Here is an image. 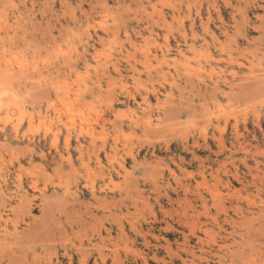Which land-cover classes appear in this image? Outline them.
<instances>
[{"label": "rangeland", "instance_id": "rangeland-1", "mask_svg": "<svg viewBox=\"0 0 264 264\" xmlns=\"http://www.w3.org/2000/svg\"><path fill=\"white\" fill-rule=\"evenodd\" d=\"M174 1L0 0V264H264V0Z\"/></svg>", "mask_w": 264, "mask_h": 264}, {"label": "bare ground", "instance_id": "bare-ground-1", "mask_svg": "<svg viewBox=\"0 0 264 264\" xmlns=\"http://www.w3.org/2000/svg\"><path fill=\"white\" fill-rule=\"evenodd\" d=\"M138 1V3L140 4V5H138V3H137V5L139 6L138 7V10L139 9H141V8H144L145 6L143 5V1L144 0H137ZM145 1H147V2H151V0H145ZM176 1H179V0H175L174 1V3L176 2ZM182 1V0H181ZM180 1V2H181ZM201 1V0H200ZM206 1V0H205ZM208 1H210V0H208ZM227 1V0H226ZM183 2V1H182ZM197 2V1H196ZM213 6L215 5L216 6V4H215V1L213 0ZM198 3V2H197ZM209 3V2H208ZM229 2H227V4H228ZM169 5V4H168ZM198 5H200V4H198ZM171 7H172V9L174 10L173 12H174V14H175V12L177 13L178 11L180 12V10H179V6H178V4L177 3H175V4H171L170 5ZM201 6V5H200ZM214 6V7H215ZM141 7V8H140ZM209 7V6H208ZM208 7H207V9H208ZM105 8V7H104ZM103 7H102V9H104ZM232 8H234V7H232ZM171 9V10H172ZM199 9V8H198ZM197 8H196V15H200V9L198 10ZM210 9V8H209ZM218 8H216V10H217ZM234 9H236V8H234ZM144 10H146V9H144ZM218 10H220V9H218ZM240 11V10H239ZM146 12V11H145ZM166 12V11H165ZM209 12V11H208ZM158 13V12H157ZM233 13V12H232ZM159 14V13H158ZM161 14V13H160ZM165 13H163V14H161L162 15V19L164 18L165 19V15H164ZM210 14V13H209ZM208 14V15H209ZM218 14V13H217ZM137 15V14H136ZM177 15H179V14H177ZM160 16V15H159ZM176 16V15H175ZM177 17V16H176ZM210 17V16H209ZM208 17V18H209ZM222 17V16H221ZM220 17V18H221ZM150 18V17H149ZM232 18H234L233 20L235 21V23H236V20H235V15H232ZM259 18H261V17H259ZM136 19V18H135ZM151 19V18H150ZM154 19V18H153ZM133 20V19H132ZM158 20H160V19H158ZM201 20H202V17H201ZM207 20V19H206ZM135 21V20H134ZM197 21V20H196ZM250 21V20H249ZM249 21H248V18H247V16H245L244 18H243V30L241 31V37H244V38H246L247 37V33H249L250 32V27H249ZM222 24L224 25L225 23H223L222 22ZM242 24V23H241ZM131 26H133V24H131ZM142 25H141V23L137 20V25L136 26H134L133 28H134V30H136V32L137 33H141V29H143V27H141ZM202 26H203V28L206 30V32H209L208 31V25H207V22H204L203 24H202ZM225 26V25H224ZM222 27L223 29H221L222 30V33L223 34H227V30H226V28L225 27ZM260 26V25H259ZM140 27V28H139ZM253 27H255L256 28V26H254L253 25ZM126 28V27H125ZM148 28V27H147ZM259 28V27H258ZM105 29V30H104ZM103 29V31H105V32H107L108 33V29L107 28H104ZM192 29H193V27H192ZM228 29V28H227ZM194 30V29H193ZM211 30V29H210ZM179 32H180V37H178V38H176L175 39V41H176V51L178 52V53H180L181 55H183L184 53H182V50L183 49H181V41H185L186 42V34L187 33H185V31H183V29L182 28H180V30H179ZM195 32V31H194ZM237 33V32H236ZM97 37V39L99 40V41H102L103 42V36L102 35H100L99 33L96 35ZM196 37H197V32H196ZM234 37V36H233ZM197 39V38H196ZM210 39H211V44L212 45H214L215 46V49H216V52H219V51H221L222 52V50L224 49V46H223V44L219 41V38L217 37V35H215L213 32L210 34ZM257 39V38H256ZM259 40H261V39H259ZM209 41H207L206 40V38L203 36L202 37V46L203 45H205L206 47L207 46H209V43H208ZM230 42H232V41H230ZM261 42H262V40H261ZM101 43V42H100ZM183 43V42H182ZM238 41L236 42V48H237V51H239L241 48H239L238 46ZM102 44V43H101ZM186 44V43H185ZM86 45L87 46H85L84 47V52H88V48L87 47H92V44L90 45L88 42L86 43ZM133 46H135V43H134V45ZM194 46V45H193ZM190 47V48H192V50H194L193 48L194 47ZM217 46V47H216ZM73 47V46H72ZM118 47V46H117ZM204 47V46H203ZM188 48H189V45H188ZM199 49V48H198ZM205 50V49H204ZM208 50V52H209V49H207ZM206 50V51H207ZM86 52V53H87ZM98 52V51H97ZM100 52V51H99ZM122 52V51H121ZM85 54V53H84ZM93 54V53H92ZM205 54V53H204ZM79 55V54H78ZM84 56V55H83ZM98 57H99V55H97ZM208 56L211 58L212 57V59H213V55L212 54H208ZM87 58V57H86ZM97 58V57H96ZM199 58V57H198ZM87 60V59H86ZM99 61V60H98ZM107 61V60H106ZM214 61H216L215 59H214ZM217 62V61H216ZM114 63V62H113ZM112 63V64H113ZM113 66H114V69L115 70H117L118 72H119V70H120V68L118 67V66H116V64L114 63L113 64ZM8 69V68H7ZM21 69V68H20ZM6 70V69H5ZM22 71V70H21ZM80 71V70H79ZM160 71V70H159ZM31 73V72H30ZM120 73V72H119ZM210 73H211V71H210ZM264 73V72H263ZM12 74V73H11ZM163 75V74H162ZM164 75H165V73H164ZM263 76H261V75H256V76H254L253 75V82L255 83V84H261L262 82H264V78H262ZM24 78V77H23ZM26 78V77H25ZM251 77H249V78H245L244 80H246V79H250ZM31 79V78H30ZM190 79H191V77H190ZM196 79L198 80V81H201V82H199L198 83V85L200 84V83H202V84H204V86H203V88H201V85H199V87H200V89H203V92L205 93V96H207L209 99H215L220 93H222L223 92V85L226 83V81H225V79H223V78H221L220 76H216V78L215 79H213L212 81H210L209 83L208 82H205V80L203 81V79H202V77L199 75V73H196ZM196 80V81H197ZM189 81V80H188ZM64 83V82H63ZM247 84H249V82H247V83H240L239 84V86H238V89H239V91H238V93H242L244 90H246V87H247ZM53 85V84H52ZM262 85V84H261ZM263 87H264V85H263ZM260 88V87H259ZM54 89V88H53ZM61 89V88H60ZM261 89V88H260ZM259 89V90H260ZM247 91V90H246ZM16 92V91H15ZM59 92V91H58ZM61 92V91H60ZM202 93V92H201ZM244 93H245V91H244ZM34 94V93H33ZM243 94V93H242ZM241 94V95H242ZM126 95V94H125ZM128 95H130L129 97H132L133 99H135L136 97H135V95L134 94H128ZM127 95V96H128ZM203 96H204V94H202ZM222 95V94H221ZM26 96H28V95H26ZM62 96V95H61ZM142 97H141V99H142V101L144 102V103H146L147 105H150V102H149V99H150V96L149 95H141ZM35 97V96H34ZM14 98V97H13ZM98 98V97H97ZM17 99V101H18V98H16ZM49 100V99H48ZM52 100H53V98H52ZM57 100V99H56ZM136 100V99H135ZM12 101V100H11ZM14 101V100H13ZM47 101V100H46ZM51 101V100H50ZM54 101V100H53ZM72 101V100H71ZM80 101V100H79ZM81 101H82V99H81ZM21 102V101H20ZM24 103V102H23ZM46 103V102H45ZM73 104H75V103H73ZM51 105V103H49V106ZM109 105H110V103H109ZM48 106V105H47ZM175 106H178V105H175ZM66 107V106H65ZM110 107H111V105H110ZM180 107H182V106H180ZM176 108V107H175ZM178 108V107H177ZM174 109V108H173ZM183 109V108H182ZM189 110H190V108H188ZM84 110V109H83ZM179 110H181V109H177V110H174V111H177V112H180ZM189 110H187V111H189ZM87 111V110H86ZM173 111V112H174ZM67 113V112H66ZM171 113V112H170ZM64 114V113H63ZM48 116V115H47ZM84 116V115H83ZM73 122V121H72ZM118 127V126H117ZM101 136V135H100ZM58 138V137H57ZM106 138V137H105ZM67 140V139H66ZM103 140V139H102ZM69 142H68V140H67V142H66V144H65V146L68 148L69 147ZM83 145V144H82ZM54 146H55V153L53 154V155H51V158H50V162H52V164H56L57 163V155H58V148H57V146H56V144H54ZM81 147V146H80ZM41 156V155H40ZM44 157H47L45 154L43 155ZM67 157V156H66ZM70 158V157H69ZM47 160H48V158H47ZM116 160V159H115ZM66 163V162H65ZM61 165V164H60ZM67 166L69 167V169H70V171H73L74 173L75 172H77L78 170H77V167L75 166V163L73 162V161H71V159L70 160H68V164H67ZM58 169V168H57ZM81 174V173H80ZM17 176V175H16ZM177 183H179L178 185H179V187H180V189H185V188H187V183L185 182V183H183V182H177ZM136 185V184H135ZM175 191H177L178 192V187H177V189H174ZM186 190V189H185ZM177 192H176V194H177ZM180 193V192H179ZM92 195V197L95 199V201L96 200H101V197H100V195L99 194H97V192L94 190V189H91L90 190V193H89V195ZM127 195V194H126ZM81 196H82V194H81ZM129 196V195H128ZM127 196V197H128ZM91 197V196H90ZM126 197V196H125ZM105 198V197H104ZM76 199V198H75ZM74 199V200H75ZM80 199V198H79ZM76 200H78V199H76ZM75 200V201H76ZM94 201V202H95ZM84 201H82V198H81V202H79L78 201V203H83ZM90 202V201H89ZM97 202H99V201H97ZM103 202H105V201H103ZM102 202V203H103ZM85 203H87L86 202V200H85ZM100 203V202H99ZM253 203V202H252ZM23 204V203H22ZM60 204V203H59ZM66 204V203H65ZM88 204V203H87ZM94 204V203H93ZM78 205V204H77ZM80 205V204H79ZM84 205V207H86L87 205H85V204H83ZM92 205V204H91ZM72 206H74V205H72ZM100 206H102V205H100ZM49 208V207H48ZM59 208V207H58ZM28 211H30V209L28 210ZM65 211V210H64ZM80 211V210H79ZM71 217V216H70ZM97 217V216H96ZM245 218V217H244ZM41 221H43V220H41ZM70 222V221H69ZM43 226H45V225H43ZM58 227V226H57ZM118 229V228H117ZM62 230V229H61ZM72 230V229H71ZM43 232V231H42ZM262 232V231H261ZM63 233V232H62ZM50 235V234H49ZM48 235V236H49ZM79 235V234H78ZM68 237V236H67ZM6 238V237H5ZM65 239V238H64ZM243 239V238H242ZM248 242V241H247ZM111 243V242H110ZM113 243V242H112ZM13 244V243H12ZM250 244V243H249ZM102 252V251H101ZM103 253V252H102ZM118 253V252H117ZM103 256V255H102ZM104 257V256H103ZM102 259V258H101ZM104 259V258H103ZM116 259V258H115ZM8 261H10V260H8ZM59 262V264H61V262L60 261H58ZM10 263V262H9ZM255 263V262H254ZM81 264H87V259L86 260H82L81 261Z\"/></svg>", "mask_w": 264, "mask_h": 264}]
</instances>
